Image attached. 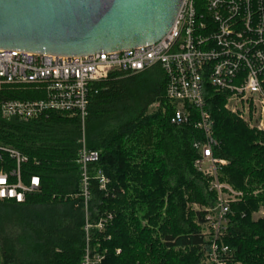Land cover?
Instances as JSON below:
<instances>
[{
    "label": "trees",
    "instance_id": "1",
    "mask_svg": "<svg viewBox=\"0 0 264 264\" xmlns=\"http://www.w3.org/2000/svg\"><path fill=\"white\" fill-rule=\"evenodd\" d=\"M204 85L217 142L212 154L226 162L218 168V180L243 193L231 206L223 243L234 262L264 264V219H252L253 212L264 209V194L248 195L264 187V134L227 113L223 94ZM96 90L83 126L56 114L29 121L0 116V146L27 158L21 168L25 183L39 178V191L23 203L0 202L1 264H80L86 247L76 164L82 138L88 150L99 153L90 178L100 172L109 180L108 196L91 181L87 204L92 220L96 212L114 216L103 233L93 231L89 242L103 255L102 264H204L205 212L191 207H213L216 193L193 168L198 153L192 145L202 141V133L192 125L170 124L173 106L165 99L159 66L132 75L112 73ZM41 98L30 87L0 88V102ZM1 166L13 163L0 155Z\"/></svg>",
    "mask_w": 264,
    "mask_h": 264
},
{
    "label": "built area",
    "instance_id": "2",
    "mask_svg": "<svg viewBox=\"0 0 264 264\" xmlns=\"http://www.w3.org/2000/svg\"><path fill=\"white\" fill-rule=\"evenodd\" d=\"M154 66H159L165 77L164 96L173 106L170 124L192 125L202 133V141L192 145L198 153L193 168L214 179L210 189L216 193L215 205L204 211L202 225L208 241L204 264H238L222 239L233 217L230 206L239 203L243 193L230 191L228 196L217 180L218 168L226 162L212 154L217 142L206 110L204 84L223 94L227 113L264 134V0H183L173 25L160 41L119 52L67 58L0 50V88L30 87L42 95L35 101H2L0 116L29 121L56 114L76 118L83 126L90 98L112 73L132 75ZM80 143L76 164L86 242L80 264H102L103 255L91 249L89 242L93 231L103 233L114 216L96 212L92 220L87 204L91 181L108 196L109 180L100 172L90 178V166L98 162L99 153L88 150L83 138ZM0 155L13 163L11 168H0V202L23 203L27 195L39 191V178L23 181L21 168L27 158L18 151L0 146Z\"/></svg>",
    "mask_w": 264,
    "mask_h": 264
},
{
    "label": "water",
    "instance_id": "3",
    "mask_svg": "<svg viewBox=\"0 0 264 264\" xmlns=\"http://www.w3.org/2000/svg\"><path fill=\"white\" fill-rule=\"evenodd\" d=\"M183 0H0V50L58 57L160 41Z\"/></svg>",
    "mask_w": 264,
    "mask_h": 264
},
{
    "label": "rangeland",
    "instance_id": "4",
    "mask_svg": "<svg viewBox=\"0 0 264 264\" xmlns=\"http://www.w3.org/2000/svg\"><path fill=\"white\" fill-rule=\"evenodd\" d=\"M157 108V106L156 105H154V106H152V107H150V109H149V111L151 112V111H154V109H156ZM244 123V122H243ZM245 124V123H244ZM246 125V124H245ZM246 127L248 128V126L246 125ZM248 129H250V128H248ZM250 130H253V129H250ZM255 131H257V130H255ZM257 132H259V131H257ZM260 133H262V132H260ZM205 178H207V177H205ZM208 180H209V186H210V188H211V183L214 181V179L213 178H207ZM217 180H218V177H217ZM218 182H219V180H218ZM219 184H221V185H224V190H225V194H227L228 196L231 194L230 193V191H232V192H240V191H238V190H236V189H234L232 186H230V185H228V184H225V183H220L219 182ZM264 189V187H260V186H258V187H256V188H254V189H252L251 191H248V195L249 196H253V197H256V196H258V195H262V194H264L263 193V190ZM212 190V189H211ZM256 192V193H255ZM234 204H236V203H234ZM214 205H215V203H214ZM233 204H231V206H232ZM230 206V207H231ZM192 210L194 211V212H199V211H205L206 209H209V208H200V207H198V206H196V205H193L192 207ZM210 209H212V207L210 208ZM252 219L254 220V221H257V220H263L264 219V209L261 207V208H259L257 211H255V212H253V214H252ZM0 264H1V262H0ZM238 264H241V263H238Z\"/></svg>",
    "mask_w": 264,
    "mask_h": 264
},
{
    "label": "snow or ice",
    "instance_id": "5",
    "mask_svg": "<svg viewBox=\"0 0 264 264\" xmlns=\"http://www.w3.org/2000/svg\"><path fill=\"white\" fill-rule=\"evenodd\" d=\"M0 182H2V181H0Z\"/></svg>",
    "mask_w": 264,
    "mask_h": 264
}]
</instances>
